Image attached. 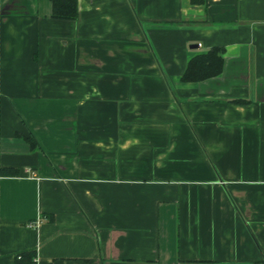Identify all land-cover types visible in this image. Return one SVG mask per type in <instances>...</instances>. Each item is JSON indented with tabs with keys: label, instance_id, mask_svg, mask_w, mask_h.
<instances>
[{
	"label": "crops",
	"instance_id": "0c3cea01",
	"mask_svg": "<svg viewBox=\"0 0 264 264\" xmlns=\"http://www.w3.org/2000/svg\"><path fill=\"white\" fill-rule=\"evenodd\" d=\"M77 7L0 0V264H264V0Z\"/></svg>",
	"mask_w": 264,
	"mask_h": 264
},
{
	"label": "trees",
	"instance_id": "16d2710c",
	"mask_svg": "<svg viewBox=\"0 0 264 264\" xmlns=\"http://www.w3.org/2000/svg\"><path fill=\"white\" fill-rule=\"evenodd\" d=\"M194 6L205 5L206 0H189ZM55 19L75 20L78 0H50ZM223 50L213 48L208 53L193 58L188 65L183 81H201L219 74ZM35 252L23 253L16 258V264H35Z\"/></svg>",
	"mask_w": 264,
	"mask_h": 264
},
{
	"label": "built area",
	"instance_id": "2783aa9c",
	"mask_svg": "<svg viewBox=\"0 0 264 264\" xmlns=\"http://www.w3.org/2000/svg\"><path fill=\"white\" fill-rule=\"evenodd\" d=\"M38 226V222H36L35 224L30 225V227H37Z\"/></svg>",
	"mask_w": 264,
	"mask_h": 264
}]
</instances>
